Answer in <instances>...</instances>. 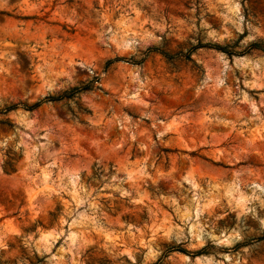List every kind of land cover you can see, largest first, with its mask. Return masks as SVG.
I'll use <instances>...</instances> for the list:
<instances>
[{
	"label": "rangeland",
	"instance_id": "1",
	"mask_svg": "<svg viewBox=\"0 0 264 264\" xmlns=\"http://www.w3.org/2000/svg\"><path fill=\"white\" fill-rule=\"evenodd\" d=\"M0 264H264V0H0Z\"/></svg>",
	"mask_w": 264,
	"mask_h": 264
},
{
	"label": "trees",
	"instance_id": "2",
	"mask_svg": "<svg viewBox=\"0 0 264 264\" xmlns=\"http://www.w3.org/2000/svg\"><path fill=\"white\" fill-rule=\"evenodd\" d=\"M119 59H116L115 61H118ZM113 63V60H110V61H108L107 62V67L110 65V64H112ZM90 87V86H89ZM86 89H88L87 87H84V88H82V90H86ZM81 91V89H74V90H72L71 92H69V93H67V94H65L63 97H59V98H55V99H50V100H52V101H57V100H61L62 98H64V97H74L75 96V94H77L78 92H80ZM35 106H39V104H35L33 107H35Z\"/></svg>",
	"mask_w": 264,
	"mask_h": 264
}]
</instances>
